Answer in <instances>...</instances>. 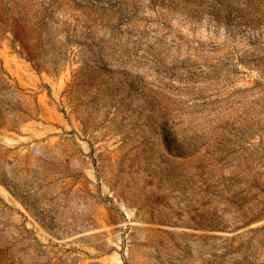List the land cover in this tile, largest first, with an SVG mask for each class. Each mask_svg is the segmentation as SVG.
<instances>
[{
	"label": "rangeland",
	"instance_id": "374dc122",
	"mask_svg": "<svg viewBox=\"0 0 264 264\" xmlns=\"http://www.w3.org/2000/svg\"><path fill=\"white\" fill-rule=\"evenodd\" d=\"M0 264H264V0H0Z\"/></svg>",
	"mask_w": 264,
	"mask_h": 264
}]
</instances>
